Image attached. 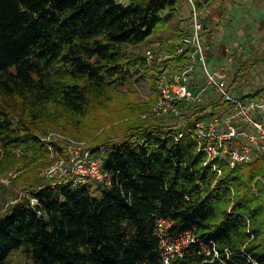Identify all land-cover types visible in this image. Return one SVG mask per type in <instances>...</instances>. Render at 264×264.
Segmentation results:
<instances>
[{"label": "trees", "instance_id": "1", "mask_svg": "<svg viewBox=\"0 0 264 264\" xmlns=\"http://www.w3.org/2000/svg\"><path fill=\"white\" fill-rule=\"evenodd\" d=\"M181 1L0 0V175L22 155L30 168L14 179L22 196L5 199L0 211V264H166L161 221L171 224L172 242L193 238L169 264H264V153L235 167L227 159L208 163L194 136L179 138L198 122L222 116L229 103L179 101L180 115L158 116L144 109L129 85L135 68L151 74L170 62L188 66L195 48L179 54V41L169 45L166 61L153 48L152 64L130 51L166 28L171 13L162 12L178 10ZM192 1L201 22L216 20L213 28L203 25L204 46L203 35L225 27L227 0ZM189 20L194 23L193 13ZM190 28L180 38L192 35L194 24ZM202 65L198 60L191 74L196 94ZM262 95L257 89L236 97ZM119 100L127 112L114 120L125 121L93 140L92 152L104 161L110 181L77 186L32 170L48 150L45 135L95 137L84 136L86 123Z\"/></svg>", "mask_w": 264, "mask_h": 264}, {"label": "built area", "instance_id": "2", "mask_svg": "<svg viewBox=\"0 0 264 264\" xmlns=\"http://www.w3.org/2000/svg\"><path fill=\"white\" fill-rule=\"evenodd\" d=\"M191 2L193 3L192 0ZM193 6V34L184 33L178 42L181 44L178 50L179 54L183 53L188 46L195 48L191 60L187 67L181 69L178 68V65L173 64L159 74L158 86L161 93L153 113L158 116H178L182 113V108L177 106L179 101L201 106L204 104V100L209 98H214L216 102L220 98L225 99L229 103L226 113L216 117L210 123L198 122L195 128H188L179 138L185 135L194 136L198 140L201 150L208 155V163H214L218 159H227L231 167H235L250 161L255 155L264 153V95L250 98L247 101L238 99L232 96L217 79L216 74L207 68V49L202 45L200 37L203 24L194 4ZM146 57L152 64L156 54L152 49H149L146 52ZM198 60L205 67L206 83L196 94L190 89V81ZM229 111L231 112L229 113ZM69 141L70 143L62 147L63 153H58L51 143L52 141L44 140L51 154V160H53L43 172L44 177L56 179L60 183L73 182L77 186L85 185L94 179L110 181L111 175L104 170L105 165L101 158H97L92 150L84 151L81 143L71 139ZM54 157L57 159L55 163ZM214 168L219 174L222 173V170L215 165ZM11 185L12 177H0V188ZM33 203L38 204L36 200ZM170 226L171 224L167 221L159 223V236L165 249L166 264H169L170 258L176 253H181L182 246H184L170 240L168 232Z\"/></svg>", "mask_w": 264, "mask_h": 264}, {"label": "rangeland", "instance_id": "3", "mask_svg": "<svg viewBox=\"0 0 264 264\" xmlns=\"http://www.w3.org/2000/svg\"><path fill=\"white\" fill-rule=\"evenodd\" d=\"M118 1L124 2L125 4L130 3V0ZM237 1L239 2V4L236 5L233 9L231 21L228 22V24L230 25L227 26L228 24L225 23V27H223V30L221 29V27H218L216 29L217 32L215 33V39L213 40V42L211 41L209 43V41L204 38V47L207 48V68L211 72L215 73L216 71H218L220 73L221 71L219 70H221L222 67H224L225 69L229 67L231 71L235 70L236 73L239 71V69L243 68L241 71H239L241 75L240 83H238V85L236 86V88H240L239 90H235V88L232 89L226 81L221 80L222 85L234 97L238 96V91L247 94L249 92H254L257 89H264V0ZM189 3L190 6L192 5L194 9L191 0H182L178 4V10L175 11L171 10L170 8L164 10L162 12L163 15H169V13H171V18L167 27L163 28L160 31H156L147 42L135 47H131L130 51L133 54L142 56L144 54L146 55V52L149 49L159 48L162 50V54L160 56L162 58L161 61H166L167 59L171 58L169 56V45L175 44L176 42L180 41V34H182L183 32H189V30L191 29L190 27H192L193 25L189 20L193 13L192 8L188 5ZM219 6L220 3H215V7ZM240 7H242V9ZM226 9H228L229 12L232 10V0H228ZM210 12L211 9L207 10L206 14ZM262 20L263 24H261ZM259 23L260 29L258 32L254 33ZM205 24L213 28L216 25V20L212 21L211 23L203 22V25ZM220 30H222V32ZM244 32L246 34L250 33L251 35L247 37L245 36L246 34L244 35ZM203 36L205 37V35ZM237 44H241V46H238L236 48L235 45ZM223 46H226V48L230 50L228 54L229 57L224 59L213 57L211 50L214 49V51L216 52V50L218 51V49ZM238 51L241 52L239 56ZM209 56L212 57L209 58ZM248 58L250 60H248ZM246 59L248 60V63L244 62L246 61ZM171 65H173V62H170L168 67ZM232 67L235 69L233 70ZM182 68H184V66H181V69ZM204 69L205 67L202 65V73H200V75L204 74ZM153 73L155 74V76H153L154 79H151L150 77L154 75ZM160 73L161 72H159L158 70H153V72L149 74L146 73V70H143L141 68H135L132 72L133 78L130 80L129 85H131L130 87L132 91H134L136 97L138 96L140 102L145 104L146 108L144 109H146L148 113L153 111L154 107L160 99L161 92L159 86H157L158 76ZM220 77L221 75H217V78ZM126 97L127 96H122V98ZM208 100H204L203 105H205ZM124 101L121 102V100H119L118 103L112 102L110 107L100 108L99 112H97V115H93L92 119L86 123L84 136L97 134L95 137H92L90 139H84L85 137L74 138L60 131H50L47 135L44 136V139L60 144L61 147L70 143L69 139H71L81 143L84 151L93 150V140L102 135L105 130L111 128H120L119 126L123 123V121H125H118V119L114 120V117L120 115L122 116L127 112L128 104L125 105ZM230 112L231 111H229V113ZM49 137H51V139H49ZM23 158L24 155H22V157H19L20 161H18L16 165L12 166L5 173L0 175L1 177H12V185L10 187H7L8 189L0 193V211L2 208L6 207V205H4L5 199L8 200L9 198L8 202H15L22 196L23 192L16 186V183H14V179L16 177L18 178L23 173L24 169L25 172L30 169L29 167L25 166L28 162L24 161ZM56 160V157H54V163L56 162ZM52 162L53 160H51V154L47 150V152L44 151L43 153L38 155L37 159L31 165V168L32 170L34 168L39 170L41 169L40 176L43 177V172L51 165ZM191 238L192 237L189 235L188 237H184L182 240H179L177 243L186 245L189 243ZM22 258L23 256L20 254L18 260Z\"/></svg>", "mask_w": 264, "mask_h": 264}, {"label": "crops", "instance_id": "4", "mask_svg": "<svg viewBox=\"0 0 264 264\" xmlns=\"http://www.w3.org/2000/svg\"><path fill=\"white\" fill-rule=\"evenodd\" d=\"M227 2H228V0L226 1V5H227ZM239 4V2L236 0V1H234V0H232V10L229 12L228 11V9H226L225 10V12H224V20L226 21V23L228 24V22H230L231 21V18H232V13H233V9H234V7L236 6V5H238ZM241 9H242V7H240ZM263 19H264V17H263ZM261 24H263V20H262V23ZM230 24H228L227 26H229ZM260 23L258 24V27H257V29H256V31L254 32V33H256V32H258L259 31V29H260ZM247 29H249V28H247ZM249 33V32H248ZM246 33L244 32V35H245ZM249 35H251L250 33L249 34H246L245 36H249ZM205 38L209 41V43L212 41L213 42V40L215 39V34L213 33V34H208L207 36H205ZM207 40H206V42H207ZM209 46V45H208ZM236 46V48L238 47V46H241V44H237V45H235ZM240 50H242V49H240ZM211 52H212V56L213 57H219V58H221V59H224V58H228L229 57V52H230V50L229 49H227L226 48V46H223V47H221L220 49H218V51L216 50V52L214 51V49H212L211 50ZM235 52V51H234ZM216 55H215V54ZM241 54V52L240 51H238V56ZM170 57H172L171 55H169ZM212 56H209V58L210 57H212ZM248 60H250L249 58H248ZM248 60L246 59V61H244V62H246V63H248ZM232 69L234 70L235 68H233L232 67ZM219 71H221L220 73L218 72V71H216L215 72V74H216V77H217V75H221V77L220 78H217L220 82H221V80H224V81H226L230 86H232V84H233V81H234V79H235V75H236V73H235V70L234 71H231L230 70V68L229 67H227L226 69L224 68V67H222L221 68V70H219ZM205 77H204V79H203V81H202V83H201V86L202 85H205ZM214 94H215V92H214Z\"/></svg>", "mask_w": 264, "mask_h": 264}]
</instances>
